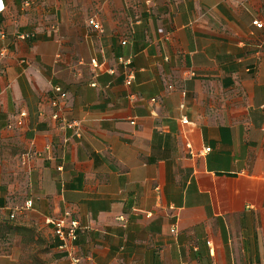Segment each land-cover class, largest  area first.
Instances as JSON below:
<instances>
[{"label":"crops","instance_id":"1","mask_svg":"<svg viewBox=\"0 0 264 264\" xmlns=\"http://www.w3.org/2000/svg\"><path fill=\"white\" fill-rule=\"evenodd\" d=\"M4 1L0 264H264V0Z\"/></svg>","mask_w":264,"mask_h":264},{"label":"built area","instance_id":"2","mask_svg":"<svg viewBox=\"0 0 264 264\" xmlns=\"http://www.w3.org/2000/svg\"><path fill=\"white\" fill-rule=\"evenodd\" d=\"M34 3V0H23V8L27 9L29 7H31ZM7 6L4 0H0V13H3L4 11H6ZM90 23L98 30V31H103V27L102 24L100 23V21L94 17L90 20ZM253 24L255 26H257L258 28H263L264 27V23L259 21V20H254ZM55 29H58L57 27H55ZM161 32L163 31L162 29L160 30ZM6 36V32L4 31L3 28H1L0 26V37H4ZM36 36L35 32H28V33H22L20 35V38L22 39H28V38H33ZM124 43H126V41H124ZM7 54V49H5V51H2L0 54V63L3 59L4 56H6ZM124 63L129 64V60H123L121 59ZM111 72H114V70H111ZM133 74H129L127 76L126 79V83L128 85H131L133 82ZM56 92L59 93V96H63L64 95V91L62 89V87L58 86L55 87ZM52 104L54 106H58L59 104V100L57 98H55L52 101ZM22 115H25V113H22ZM54 118L56 119H60L61 118V114L59 111H56L53 115ZM64 125H66L69 128H72L75 132V134L77 136H81L82 135V128H81V123H79V121H70L67 119H63ZM183 123H189V120L187 119V117H184L182 119ZM20 123L22 124V122L20 121ZM132 123H135L134 121ZM207 150H210V148H207ZM33 202L27 201L25 204L26 208H30L32 207ZM70 213H67L64 217H60L58 219H53L51 220V224H53L54 226V230H55V234L56 236L59 238L60 240V244H59V249L62 250L63 252H66L68 254V256L72 259V263L73 264H80L81 259L77 256L76 254V248H75V241L78 238V229L80 227V224L77 220L74 219H69ZM12 217H15V215H12ZM174 231V230H173Z\"/></svg>","mask_w":264,"mask_h":264},{"label":"rangeland","instance_id":"3","mask_svg":"<svg viewBox=\"0 0 264 264\" xmlns=\"http://www.w3.org/2000/svg\"><path fill=\"white\" fill-rule=\"evenodd\" d=\"M63 1V21L75 17L79 21L87 23L90 20V17L92 15V10L87 11L86 7L90 6V0H61ZM96 4V3H95ZM65 22V21H64ZM61 27L58 31V36L62 38L63 43L66 41L64 35H65V27L62 24V19L60 20ZM65 28V29H64ZM74 29H71V32L73 33ZM74 39H77L76 37L80 36V31H74L73 33ZM64 37V38H63ZM64 46V44H63ZM64 47L62 48V53L64 54ZM30 259L35 258L37 264H50V262L45 258L47 255V252L45 249L43 251H35L30 252Z\"/></svg>","mask_w":264,"mask_h":264}]
</instances>
